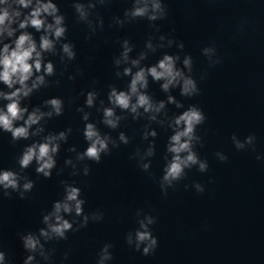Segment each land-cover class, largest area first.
Masks as SVG:
<instances>
[{"label":"water","instance_id":"95a60500","mask_svg":"<svg viewBox=\"0 0 264 264\" xmlns=\"http://www.w3.org/2000/svg\"><path fill=\"white\" fill-rule=\"evenodd\" d=\"M57 3L68 24L66 38L74 42L77 56L67 69L58 56L48 57L56 64V74L49 77L53 83L34 92L27 102L39 104L49 96L63 97L64 113L49 119L45 127L58 131L71 126L73 131L67 143H62L51 177L38 176L33 162L24 173L35 185L24 199L15 192L7 197L0 193V248L8 259L12 264H22L26 252L19 234L35 232L43 226V213L63 196L60 181L67 180L81 187L85 212L100 209L104 215L100 221L90 220L86 227L70 230L67 239L46 242L47 248L55 249L50 264H96L105 242L113 245V259L108 264H264V161L256 159V152H264V0H165L168 16L155 22L160 25L155 38L158 40L159 34L164 33L182 40L185 47L157 49L149 52L143 62L154 63L165 51L179 53L181 59L185 53L192 55V75L200 93L186 97L180 95L178 88L172 92L185 107L195 103L203 109L206 120L197 128L203 146L197 144L196 150L209 163L203 173L196 166L186 170L187 176L169 187L166 196L161 192L159 178L172 130L155 122L151 125L158 131L154 138L156 152L148 158L152 164L145 171L131 157L138 147L143 150L147 146L141 136L147 123L143 118L134 121L128 116L121 121L120 128L112 130L99 123L101 113L88 109L92 113L90 119L98 122L102 132L117 137L123 130L130 142L102 155L99 163L86 161L90 166L87 176L82 171L72 176L70 167L64 166L66 156H75L66 151L68 147H86L84 122L76 111L84 99L81 90L95 87L106 101L108 84L126 87L128 77H116L112 63V57L120 51V40L130 38L135 45L130 55L135 56L155 30L146 18H137L122 27L110 26L112 17L122 16L131 0H109L93 10L104 18L103 29L98 28L90 39H85L89 29L76 20L72 0ZM240 25L242 29L238 31ZM30 31L39 38L34 29ZM213 42L222 59L210 66L201 49ZM77 68L82 74L69 80L68 73H75ZM204 72L207 76L201 80ZM57 79L60 84L54 83ZM149 91L157 99L166 97L159 82L151 78ZM167 108L169 115L183 110L174 104ZM234 132L241 139L254 133L256 151L237 150L231 140ZM30 142L31 139L12 142L10 133L0 132V167L18 170L17 156L23 145ZM218 150L227 154V161L218 160ZM58 169H63L59 175ZM194 180L204 184V192H196L192 187ZM185 184L189 187L185 188ZM138 209H143L141 216L150 212L157 217L151 228L158 237V247L149 255L135 250L125 239L128 231L138 227ZM37 259L48 264L40 257Z\"/></svg>","mask_w":264,"mask_h":264},{"label":"clouds","instance_id":"9594fccd","mask_svg":"<svg viewBox=\"0 0 264 264\" xmlns=\"http://www.w3.org/2000/svg\"><path fill=\"white\" fill-rule=\"evenodd\" d=\"M109 0H72L77 21L87 25L89 32L85 39H90L103 29L104 18L94 13L97 5H104ZM95 15V19L93 16ZM168 16V6L165 0H131V6L123 10V15L112 17L111 25L122 27L137 18H146L150 27L155 32L145 41L144 49L135 56L130 55L135 45L130 38L120 40V51L112 57L116 77H128L126 87L108 84L106 101L100 96L95 87L81 90L84 97L83 103L76 106V111L81 114L84 122L82 134L86 147L78 150L76 145L66 149L75 156H66L64 166L70 167V175L76 176L83 173L87 176L90 166L86 161L99 163L102 155H108L113 148L120 144L130 142L129 135L121 130L117 137L109 132H102L96 120L90 119L92 113L88 109L95 108L101 113L99 123L106 128L116 130L120 128L123 119L131 116L132 120L145 119L141 133L142 139L147 141V146L141 150L139 147L131 154L136 159L139 167L149 170L152 161L148 159L155 155L158 136L153 122L167 129L171 134L167 138L162 175L159 186L163 195H167L169 187H174L176 182L187 176L188 169L197 167L199 172H206L209 167L208 160L201 158L196 150V145L203 146V139L198 134L197 128L206 120L203 109L197 104L184 106L183 102L173 94V89H179L181 96L192 97L200 93L196 77L193 72V58L190 53H185L181 59L179 53L163 52L154 63H144L149 52L157 49L170 48L175 45L184 49L182 40L160 33L158 40L155 33L160 32V25L155 23ZM65 14L61 11L57 0H0V132L10 133L12 142L29 140L23 145L22 151L17 156L19 169L0 167V193L11 196L17 193L24 199L32 191L35 181L24 170L35 163V172L45 178L53 174L57 166V155L62 143H67L73 129L71 126L56 130H46L49 119L61 116L65 111L64 98L58 95L49 96L39 104H30L34 92L42 87H48L53 81L49 80L56 74V64L50 56H58L64 63L65 69L76 59L77 52L73 41L66 38L68 24ZM39 33L37 39L34 32ZM242 25L238 26V31ZM174 31V29H173ZM59 45V47H57ZM210 66L221 62L217 54L215 43H210L201 49ZM82 70L77 68L75 73L69 72L68 79L75 80ZM63 75V72L61 73ZM207 73H201L203 80ZM150 78L159 82V87L165 98L157 99L149 91ZM60 84V80L54 81ZM95 83V82H94ZM174 104L179 112L169 115L167 106ZM119 109V111H118ZM35 137L36 139H32ZM153 139H149V138ZM232 143L237 150L251 149L256 151V135L250 133L241 139L235 132L231 135ZM170 154V155H169ZM215 156L220 161H227L228 156L222 151H216ZM256 159L264 161V152H256ZM82 166V167H81ZM63 169L57 170V175ZM211 177L209 182H211ZM63 196L52 202L51 208L42 215L43 226L38 231H25L19 234L26 255L22 264H41L40 259L50 262L53 259L54 248H47L46 242L67 239L68 232L86 227L88 222L100 221L104 213L100 209L85 212V198L81 195V187L75 182L61 180ZM189 185L185 184V188ZM192 187L198 193L205 191V186L194 180ZM138 209V227L126 234V243L134 246L135 250L143 255L153 253L158 247V237L153 234L151 226L156 223L157 217L150 212ZM77 218L79 223H76ZM75 224V227H74ZM113 245L105 242L100 248L96 264H108L113 259L110 249ZM69 253H64L68 259ZM0 264H12L7 253L0 248Z\"/></svg>","mask_w":264,"mask_h":264}]
</instances>
